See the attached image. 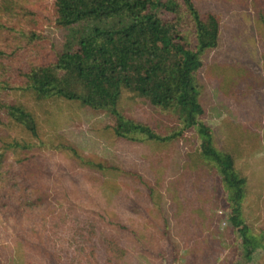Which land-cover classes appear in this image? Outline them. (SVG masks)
<instances>
[{"label": "rangeland", "instance_id": "obj_1", "mask_svg": "<svg viewBox=\"0 0 264 264\" xmlns=\"http://www.w3.org/2000/svg\"><path fill=\"white\" fill-rule=\"evenodd\" d=\"M50 3L1 0L0 19L25 30V16L47 13ZM194 3L200 14L212 13L220 20L217 48L204 54L196 73L204 109L201 121L210 128L214 147L230 152L236 169L247 179L243 220L263 247L251 262L243 257L241 240L227 221L221 179L203 158L207 143L195 130L183 131L169 143L115 139L107 115L55 101L37 112L41 113V137L32 144L34 155L43 156L42 176L27 179V188L32 182L45 185L46 205L43 213L36 209L28 216L20 211L16 219L13 213H0V264H25V255H35L30 249L34 242L27 235L39 232L42 218L58 222L63 216L64 221L86 224L73 248L81 264H264V38L256 23L264 12V0ZM158 16L169 19L165 13ZM181 28L192 43L190 24L183 20ZM43 30L58 49L64 33L53 26ZM1 38L2 48L13 43L12 35ZM222 68L227 72L220 74ZM3 72L2 82L14 76V72L8 71V76ZM87 83H81L80 89L90 94L93 81L89 78ZM120 108L159 136L181 130L173 113L153 109L126 91ZM2 135L21 138L9 127ZM63 144L115 169L84 167L58 148ZM11 158L17 162V157ZM35 256L40 264H61L46 253ZM70 260L75 262L76 257Z\"/></svg>", "mask_w": 264, "mask_h": 264}, {"label": "trees", "instance_id": "obj_2", "mask_svg": "<svg viewBox=\"0 0 264 264\" xmlns=\"http://www.w3.org/2000/svg\"><path fill=\"white\" fill-rule=\"evenodd\" d=\"M194 1L51 0L47 13L29 12L25 16V30L0 19V39L2 34L13 36L12 44L4 48L0 45V70H4L3 76L14 72L11 80L0 81L1 214L10 212L16 219L20 211L28 216L36 209L43 213L48 196L45 185L32 182L27 188V179L42 176L39 170L43 156L34 155L32 144L41 137V113L37 112L55 101L76 103L91 113L110 117V135L115 139L169 143L192 129L204 138L207 147L203 158L217 171L227 195L228 224L241 240L243 257L252 261L263 245L243 220L247 179L236 169V159L230 152L214 147L211 130L201 121L204 109L196 73L204 54L217 48L220 20L212 13L200 14ZM159 12L169 19L163 20ZM183 20L191 26L192 43L181 31ZM256 23L264 38V12ZM44 26L64 33L58 49L44 34ZM226 72L224 68L219 71ZM89 78L93 84L87 94L80 85H88ZM125 91L144 99L153 109L173 113L181 130L162 137L126 116L120 108ZM8 127L21 138H4L2 133ZM58 148L84 167L115 169L84 158L69 144ZM11 157H17V162L10 161ZM28 192L31 195L26 200ZM59 218L62 220L58 222L42 218L37 224L39 232H27L31 234L27 238L34 242L30 249L35 255L46 253L61 264H81L73 248L86 224L75 219L64 221L65 216ZM35 255H25L24 263L40 264ZM75 257V262L70 260Z\"/></svg>", "mask_w": 264, "mask_h": 264}]
</instances>
